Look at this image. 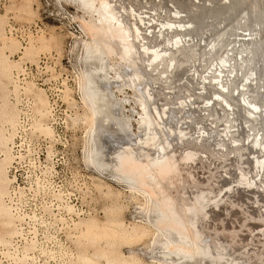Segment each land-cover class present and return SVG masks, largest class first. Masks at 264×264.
<instances>
[{
    "label": "rangeland",
    "instance_id": "1",
    "mask_svg": "<svg viewBox=\"0 0 264 264\" xmlns=\"http://www.w3.org/2000/svg\"><path fill=\"white\" fill-rule=\"evenodd\" d=\"M113 1L115 5H120L118 7L116 6L117 8L124 6L125 8L137 9L140 6L138 8L139 10L137 9L140 13L154 14L153 17L156 16L162 21H173L175 23H180L181 19L183 20L182 22L188 21V18H190L188 13L192 12L193 14L195 11L198 13L201 12L198 8H201L202 13L206 14L208 10V13H211L210 9L211 11L212 9H216L217 5L222 6L223 3L225 5V3L229 2L228 0H135L139 2V5L134 0H127V2L126 0ZM121 1L125 5H122ZM141 6L143 8L142 10L140 9ZM153 10H155V13L152 12ZM185 10L186 12H184ZM175 11L179 13V15H177V13V16L174 15ZM141 16L144 18L146 16V20H148V15ZM97 19L98 16L96 14L92 13L90 15L85 13L82 9H79L75 0H0V21L2 22L1 27L5 34V39L8 38L12 40L15 38L17 40L13 39L16 44L14 47H10L11 49L9 48L8 39L5 41L0 40V48L8 44V47L6 45V47L4 46L3 53L14 63H12L13 66L16 65L15 62H18L20 66V69L15 72L14 76V82H16L14 84L18 86L17 92H15V88L13 87L14 84L9 85L6 80L0 77L2 82L0 85V101L4 93L8 94L10 104L15 106L19 112V124L13 145L11 146L13 147L11 155H13L14 161L11 163V168L9 167L10 169L8 171L9 178L14 183L12 185L10 183V198H7V203L9 206L11 204L15 214L22 218L16 222L18 234L11 238L12 246L4 248L0 244V260L3 262L2 264H16L14 261L10 260L12 259L11 257L6 258L3 255L4 252L8 251L18 256L29 254L30 257L31 255L33 257H36V255L40 257L38 260L35 258L33 261L30 260L28 264H44L47 259L41 252L55 251L56 256L52 259H48V263L67 264V258L64 256V253L68 249L74 253L71 264H77V252L83 250L84 247L81 245L82 242L77 239V231L74 230L75 225L91 219L100 224L106 223L108 220H119L122 221L126 227L136 225L140 228H147L148 230H146L148 232L142 239L140 238L129 244L120 242L115 245V250L124 257L134 256L143 264H175L173 260H171V257H164V254L167 252L165 249L166 239L162 233L155 231L156 228H154L153 225V218L155 215L152 212V203L147 200V195L142 191L139 192L136 187H132L129 183L118 181L110 175V172H114L113 154L115 156V153H121V150L125 152L130 145H132L131 147L135 146L137 148H133L135 153L138 151V153H143L144 151L143 154L138 155H145L151 152V155H155L156 153L157 156V154H160L159 152H161L164 143L163 145L162 143H158V152L156 148L157 144L155 145V143L164 142L165 140L162 138L164 133L160 132V130V133L157 132L158 126L156 127L157 130H154V132H157V135L160 136L158 138L157 135H155L158 139L154 140L155 138L153 137V141L151 140V136L156 134L154 132L150 135H144L146 130L144 131L140 126L142 123L140 116L144 113L139 103V100L141 101L143 96L140 95L137 90L139 88L137 87L138 85L130 88L126 86L125 79L117 81L119 65L122 63L119 56L111 57L113 60H109L110 62L107 64L112 67V69L108 73L110 85L107 84L105 90L110 93L115 102L120 103L118 106L119 112L117 111V114L121 112L122 117L127 120V123L130 125V131L129 134H125L116 121L109 119L108 122L104 124V131L106 130V132L101 141L103 161L106 164L107 170L99 171L87 161V151L89 148L87 140L89 137L87 135V125L82 121V114L85 109L82 102V92L79 88V80L87 65L84 63V42L88 41V37L84 32L82 24L83 21L88 22ZM220 26L221 28L223 27V25ZM43 40L44 43L49 45L48 50L42 51L39 49ZM30 45H33L34 48L36 47L35 54H26L31 47ZM164 61L166 62H162L161 64L159 62L155 63L153 67L147 69L145 74L154 73L155 76H157L155 78L157 83L154 85L153 83H155V81L152 80L151 82H154L150 83V88H148L152 89L156 94L154 95V102H156V106H154L157 107L155 108L157 109L156 111L161 113L165 108L166 111H170L171 116H174L181 102L186 100L187 95L185 96L184 93L178 94L180 89H175L178 88V84L174 83V86V84H171L170 80H168V82L166 81L164 77H167L166 74L168 72L169 74L174 73L175 66L174 68L172 67L169 70H165L166 66L168 67L169 64L165 65V63H167V58L164 59ZM107 62L108 61H106V63ZM155 68L156 70L153 71ZM203 68L206 69L207 64H204ZM21 71H24V77H19L18 79L21 81H18L16 77ZM224 71L227 72L228 69ZM226 72L221 74L222 76L219 78L220 81L223 79L221 81L222 83L220 82L221 89H227L225 86L227 85L229 75ZM207 73L213 75L214 69L209 67ZM159 74L160 77L163 76V78H160ZM180 82L184 83L185 81ZM27 83H32L37 88L45 91L43 94L48 99L53 114L51 115L52 117H48L49 119L47 118L44 122L49 126L51 124L54 130L53 142L43 135H39L37 132L31 130V124L34 121L32 110L33 102L32 96L24 90V86ZM5 86H7V88H5ZM221 89L219 88V90ZM171 90L174 91L173 94L170 93ZM182 95H184V98ZM179 98H182V101ZM158 109H161V111ZM201 118H204V116ZM221 119L224 120L222 117ZM202 120L203 119L200 120V118L198 120V117L197 119H191L195 124L201 123ZM216 124H218L217 127L215 125L212 127L211 124L206 125L209 128L203 126V133H200V135L206 134L210 137L214 133L219 134V131L222 130V123ZM227 126H229V123H227ZM189 127L192 128V124ZM235 134V131L231 130L230 133L225 135L222 141L224 147H222L221 150L219 149L221 146H218V150L216 146V148L213 147L214 150L211 144H209L210 142L206 140V142L199 146L191 141H187L188 143L186 142L182 145L176 144V146H174L175 149H169V151H178V155L182 157V152L184 153L192 148L191 153L195 152L194 154L197 156L195 160L197 159L198 162L195 161L196 163L194 162L192 166L190 165L188 170L190 169L191 173L197 176L194 175L193 178H189L185 175L180 179L181 176H179V174H176V176L171 174L174 177L168 176V178H170L165 179L163 187L165 194L171 196L176 201L179 211L183 207H188L192 204L193 199L200 197L199 194H204L202 196H204V199L208 200V202L203 199L201 201H204V206L208 207H206V211L204 210L205 213H208V216H206L207 218L204 220V213L201 214V218L198 219L199 227L196 228V231L198 232V230H200L201 232L204 227L202 240L205 246L212 245L214 248L213 245L216 243L218 244L217 246H221H219L221 250H218L219 252L221 251L223 258L224 256H226V258L222 260L223 262L220 260L218 264H221V262L224 264L225 259H230V261L226 262H231V264H258L256 261L259 259L264 260V257H262L264 256V169L261 172V170L257 171V168L254 167L256 173L254 172V168L248 167L249 165L245 161L243 155V149L247 147V144L245 145L243 137H239ZM251 134L253 133H248V135ZM254 135H256V132ZM230 136L232 138L231 140ZM233 136L236 139H233ZM142 138L146 139L143 143L145 141L147 142L145 144L141 143L142 145H140L138 142H141ZM147 138L150 140L148 141ZM232 140L238 143H232L231 145ZM152 142H154V145L151 144L150 146ZM137 143L140 146L137 145ZM138 146L140 148H138ZM145 146L147 151V147H149L150 152L142 149H145ZM178 146H180L179 149ZM151 147H155V149ZM152 149L156 152H153ZM223 149L224 151L221 152ZM188 152L189 154L185 152L186 154H183V156L185 155L187 158L190 155V151ZM163 154L164 152L161 153V156ZM187 154L188 156H186ZM198 154L206 156L202 159ZM185 157L181 159L186 160ZM2 158V152H0V159ZM158 158L156 157V159ZM193 168L195 169L193 170ZM238 173L243 176L242 179ZM177 176L180 178L178 179ZM237 177L240 179L235 180ZM254 177H256V179ZM12 178H15V181ZM223 179H225V182L222 181ZM244 179L246 181H244ZM243 181L244 183L239 185V183ZM236 183L239 187L243 184L245 186L243 185L241 186L242 188H239L235 186L237 185ZM222 185L224 187H222ZM230 185L232 192L229 188ZM227 187L230 189V192L227 190ZM243 187L248 189H243ZM204 190L206 191L203 193ZM208 190L210 191L208 192ZM214 196L216 198H214ZM198 198H196V200ZM212 198H214L212 200L213 203L211 202ZM206 202L212 204L209 205L206 204ZM204 206H200L199 208L203 207L204 209ZM67 207L70 209L69 211H67ZM201 211L203 210L201 209ZM209 218L213 221L211 220L210 222ZM215 218L216 220L219 218L220 222L219 220V223L215 222ZM202 221H204V223H201ZM207 224L212 228L210 229ZM68 230L71 237L74 235L72 238L68 237ZM248 242L250 245H248ZM31 245H34V247L26 249V247ZM88 250L90 249L88 248ZM218 250L216 251L218 252ZM256 252H260L262 256L260 253V256L257 255ZM216 255L220 254L216 253ZM260 263L264 264L263 262ZM99 264L105 263L102 260Z\"/></svg>",
    "mask_w": 264,
    "mask_h": 264
},
{
    "label": "bare ground",
    "instance_id": "2",
    "mask_svg": "<svg viewBox=\"0 0 264 264\" xmlns=\"http://www.w3.org/2000/svg\"><path fill=\"white\" fill-rule=\"evenodd\" d=\"M122 1V5H125ZM228 1L229 2L225 3V5L224 3L222 6L217 5L216 9H212V11L210 9L211 13H208V10V12L205 11L207 13L204 14L202 13V9L198 8L201 12L198 13L195 11L193 14L192 12H190L191 14L188 13L190 15L188 21L182 22L183 20L181 19L180 23H175L173 21H162L156 16L153 17L154 14L140 13L137 11L140 6L137 9L125 8L124 6L117 8L120 5H115L113 0H75L79 9H82L87 14L91 15L94 13L98 16L97 20H90L88 22L83 21L82 24L84 32L88 37V41L85 40L86 42H84V63L87 64V68L85 66L86 69L84 68L85 71L81 74L79 80V88L82 92V102L85 109L82 114V121L87 125L86 129L89 137L87 140L89 147L88 151L85 149L88 152L87 161L99 171L107 170L106 164L103 161L101 141L106 132V130L104 131V124L108 122L109 119L116 121L125 134H129L130 131V125L127 123V120L122 117L121 112L117 114V111L119 112L118 106L120 103L115 102L110 93L105 90V86L107 84L110 85L108 73L112 69V67L107 64L110 62L109 60L112 59L111 57L119 56L122 63L120 62L121 64L119 65V74H116L117 81L125 79L126 86L130 88L138 85L137 87L139 88L137 89L136 87V89L139 94L143 96H141L143 99L141 101L139 100V103L144 113L140 116L142 120V123L140 121V126L144 131L146 130L144 135L153 134L154 130L158 129L157 132L160 130V132L164 133V135L162 134V138L165 140L164 142L155 143V145L157 144L156 148L158 147V143H162V145L164 143L162 148L159 144L162 150L157 156L156 153L155 155H151L149 147H147V151L146 146L145 149H142L150 153L138 155L143 154L144 151L143 153H138L139 151L135 153L134 149L137 148L135 146V148L131 147L132 145H130L125 152L121 150V153H115V156L113 154L114 172H110V175L118 181L129 183L132 187H136L139 192L142 191L147 195V200L152 203V212L155 215L153 218V225L154 228H156L155 231L162 233L166 239L165 249L167 252L164 254V257H171V260H173L175 264H218V262L224 260L226 256L223 258L221 251L219 252V250H221V248H219L220 245L217 246V243L213 245L214 248L212 245H204V241L202 240L204 227L201 232L200 230H198V232L196 231V228L199 227L198 219L201 218V214L204 213V220L207 218L206 216H208V213L204 212L207 207L204 206V201L208 202V200L204 199V196H202L204 194L201 192L202 195L199 194L200 197H196L198 199L201 198L199 200L200 202L195 198L192 204L188 207H183L180 211L176 205V201L171 196L165 194L163 183L165 179H169L172 175L176 176V174H179L181 178L177 176L178 179H182V176L184 177L185 175L189 178H193L194 175L197 176L194 173L192 174L190 169L188 170V167H190V165L192 166V164L197 161V159L195 160V158H197L194 154L195 152H192L193 154L191 153L192 148L186 149L187 151L185 152L188 154V151H190V155H186L188 156L187 158L185 155L183 156V154H186L185 152H182L181 157L178 155V151H169V149H173L176 144L182 145L187 141L198 144L197 146L209 141L212 148L216 146L217 148H215L218 150V146H221L219 148L221 150V148L224 147L222 141L225 135L230 133L231 130H234L236 133L235 135L243 137L245 145L247 144V147L243 149L244 153H241H243L244 159L249 165L248 167H255L257 171L261 170V172L264 169V0ZM136 3L139 4V2ZM140 9H143L142 6ZM154 11L155 10L152 12ZM176 11L174 15L179 12ZM184 12H186V10ZM188 14L187 16L189 17ZM141 15H148V20H146V16L144 18ZM177 15H179V13H177ZM220 25H223V27L221 28ZM1 26L2 22L0 21V40L5 41L8 38L5 39V34ZM13 39H8L9 48L14 47L16 44ZM4 46L0 48V77L6 80V82H8L7 84L13 85L16 83L14 82L15 72L20 69V66L18 62H15V66L12 65L13 62L3 53ZM30 46L26 54L32 55L36 47L34 48L33 45ZM48 48L49 45L44 43L43 40L39 49L43 51L48 50ZM166 58L167 63H165V65L169 64V66H166V69H164L169 70L172 67L174 68V66L175 68L172 74H169L167 71V77L165 76L164 78H166L167 82L170 80L172 85L174 83L178 84V88H175L176 90L180 89L178 94L184 93L185 96L187 95L184 102L181 100L182 98H179L182 102L179 100L181 104L174 116H171L170 111L167 110V112L165 108L163 112L161 109H158L161 113L156 111V102H154V95L156 94L152 89L148 88H150V83L154 81V85L157 83V80H155L157 76H155L154 73L145 74L147 69L153 67L155 63L159 62L161 64L162 62H166L164 61ZM106 61L108 62L106 63ZM204 64H207L206 69L203 68ZM209 67L214 69L213 75L207 73ZM226 69H228L227 72L224 71ZM155 70L156 68L153 69V71ZM225 72L229 75V78H226L227 85L225 88L227 89H221L220 84L223 79L220 81L219 78H221V74ZM161 77L163 78V76ZM152 80L154 81L151 82ZM180 81L185 82L182 83ZM1 83L0 80V85ZM13 87L15 88V92H17L18 86L14 84ZM5 88H7V86H5ZM219 88L221 90H219ZM24 90L32 96L34 121L31 124V130L37 132L39 135H43L53 142L54 130L51 124L49 126L44 122L48 117H52L51 115L53 114L50 103L43 94L45 91L37 88L32 83H27L24 86ZM170 93L173 94L174 91L171 90ZM183 96L184 95H182V97ZM158 106L160 107V105ZM18 115L19 112L8 100V94L4 93L0 101V152H2L3 157L0 159V244L4 248L12 246L11 238L18 234L16 222L22 219L15 214L10 202V206L7 203V198H10L9 186L14 183L9 178L8 171L11 168V163L14 161V157L11 155L13 148L11 146L13 145L19 124ZM203 116L204 118H201ZM197 117L198 120L200 118V120L203 119L204 121L202 120L201 123L195 124V120L193 123L191 119H197ZM221 117L224 118V120L221 119ZM216 123H222L221 131L216 128L219 134L214 133L210 137L206 134L200 135V133H203V126L211 124L212 127L213 125L217 127L218 124ZM227 123H229V126H227ZM191 124L193 126L192 128H195L196 131L189 127ZM157 126L158 128L156 129ZM157 132H154L156 134L151 136L152 141L154 138V140H156L160 137L157 135ZM208 132L210 134L209 130ZM250 132L253 134L248 135ZM255 132L256 135H254ZM155 135H157L158 138H156ZM231 139L230 136V140ZM233 139L236 138L233 136ZM144 140L146 139L142 138L141 142L138 143L140 145L145 144L147 141L143 143ZM236 142L237 141L232 140L231 145L232 143L236 144ZM138 143L137 145H139ZM153 143L154 142L150 143V146ZM139 146L138 148H140ZM179 147L180 146H178V149ZM151 148L155 149V147ZM158 151L159 149L157 152ZM223 151L224 149L221 152ZM153 152L156 151L153 150ZM162 152H164V154L161 156ZM203 155L198 154L199 157L201 156V158L204 159L206 155ZM156 157L159 158L156 159ZM180 157H185L186 160H182ZM194 169L195 168H193V170ZM254 172H256V169ZM168 176L170 177L168 178ZM240 177L241 179L243 178L242 175H240ZM254 178L256 179V177ZM12 179L15 181V178ZM237 179L240 178L237 177L235 180ZM222 181L225 182V179ZM244 181L246 180L244 179ZM244 181L239 183V185L244 183ZM235 186L239 187L238 184ZM222 187L224 186L222 185ZM247 187L249 188L248 185ZM248 188L243 187V189ZM230 189L227 187L228 191ZM205 191L206 190H204L203 193ZM209 191L210 190H208V192ZM214 198L216 197L214 196ZM214 198L211 199L212 203ZM202 199L204 201H201ZM207 202L206 204H209ZM200 206H204L205 208H199ZM67 209V211L70 210L68 207ZM201 209L203 211H201ZM209 219L211 222L212 219ZM218 220L215 222L219 223L220 220L219 222ZM201 223H204V221ZM209 224L207 225L209 226ZM211 228L212 227H210V229ZM146 229L136 225L126 227L125 224L119 220H108L103 224L93 219L82 221L75 225L74 229L77 231V239L82 242L81 245L84 247L83 250L77 252L76 263L99 264V262L103 260L105 264H143L134 256L124 257L122 254L118 253L115 250V245L120 242L129 244L140 238L142 239L148 232V229ZM68 237H71L69 230ZM248 245H250V243ZM33 247L34 245H31L26 247V249ZM88 248L90 250H88ZM213 249L219 250L218 252L215 250V252ZM216 253L221 256L216 255ZM256 253L259 255L260 252ZM41 254L47 259L44 264H49L48 259H52L56 256L55 251H42ZM3 255L6 258L11 257L12 259L10 260L14 261L16 264H28L30 260L33 261L34 258L37 260L40 258L37 255L36 257L32 255L30 257L29 254L18 256L9 253V251L4 252ZM260 255L262 256L261 253ZM64 256L67 258V264H71L74 258L73 251L70 249L66 250ZM260 260L262 259L258 261ZM226 261L228 262L230 259H225V262ZM258 261H256L258 264H261L260 262L264 263V260ZM227 262L226 264H231V262ZM2 263L3 262L0 260V264Z\"/></svg>",
    "mask_w": 264,
    "mask_h": 264
},
{
    "label": "built area",
    "instance_id": "3",
    "mask_svg": "<svg viewBox=\"0 0 264 264\" xmlns=\"http://www.w3.org/2000/svg\"><path fill=\"white\" fill-rule=\"evenodd\" d=\"M23 74H24V71H23V72L21 71V72H19V73L17 74V77H16V78H17L18 81H21L20 79H18L19 77H24Z\"/></svg>",
    "mask_w": 264,
    "mask_h": 264
}]
</instances>
